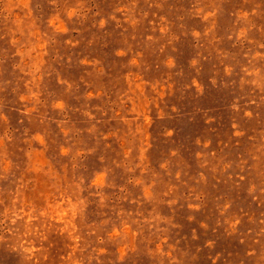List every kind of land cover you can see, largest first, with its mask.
Segmentation results:
<instances>
[{"label":"rangeland","instance_id":"obj_1","mask_svg":"<svg viewBox=\"0 0 264 264\" xmlns=\"http://www.w3.org/2000/svg\"><path fill=\"white\" fill-rule=\"evenodd\" d=\"M0 264H264V0H0Z\"/></svg>","mask_w":264,"mask_h":264}]
</instances>
